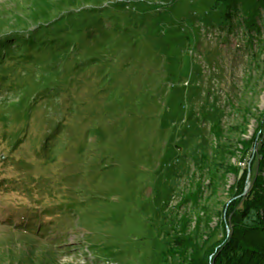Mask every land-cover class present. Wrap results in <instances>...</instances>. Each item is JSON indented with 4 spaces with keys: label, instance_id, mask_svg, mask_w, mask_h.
Returning <instances> with one entry per match:
<instances>
[{
    "label": "rangeland",
    "instance_id": "rangeland-1",
    "mask_svg": "<svg viewBox=\"0 0 264 264\" xmlns=\"http://www.w3.org/2000/svg\"><path fill=\"white\" fill-rule=\"evenodd\" d=\"M222 10L0 0V35L33 30L48 52L0 69V220L26 206L49 220L6 232L4 264H192L218 240L214 264L243 196L237 13Z\"/></svg>",
    "mask_w": 264,
    "mask_h": 264
},
{
    "label": "trees",
    "instance_id": "trees-1",
    "mask_svg": "<svg viewBox=\"0 0 264 264\" xmlns=\"http://www.w3.org/2000/svg\"><path fill=\"white\" fill-rule=\"evenodd\" d=\"M215 1L222 5L223 16L231 17L233 13H237L236 0ZM32 31L33 30L23 34L20 32L11 31L5 32L0 35V69L2 65H5L10 59L12 61L14 60L13 64H20L21 66H24L27 63L38 64L37 60H45L46 56H48V52L46 51V49L41 47V39H37L36 37H34ZM7 65L10 67H14L12 66L11 62ZM6 77L7 74L5 72L3 74H1L0 72V89L3 88L2 86L4 85L3 83L6 82ZM7 82L9 83V81ZM42 89H44V87L40 88V90ZM240 177L243 179L242 170H240ZM0 209H2L1 205ZM8 209H10L11 211L8 212L10 213L9 216H14L15 218H7L5 220H0V223H2L0 224V231L3 233V236L2 238H0V240H5L6 238L4 237V234L6 232V234H8V232L11 231H15L21 236L30 238H33V236H43L41 233L42 231H44L47 222L49 221L48 218H45L46 216H43L45 215L44 210H34L31 206H26L23 209H16L15 207ZM229 214H231V234L228 238L225 239L223 244L216 251V254L213 258L214 264H246L243 196L236 201L234 207H232V209L229 211L228 215ZM222 228L223 225L221 224V229H219L220 233L223 230ZM216 232H218V229L216 230ZM224 235H226V232ZM58 239L59 238H57V240ZM216 242H218V240L211 242L210 244L201 245V247L197 249V253L195 254L194 258L190 260V263L201 264V262L204 261L203 259L206 258L205 255L207 254V251L210 250L211 245ZM56 243L57 241H53V246H55ZM46 246L49 247L50 245ZM49 249L51 250V252H54L52 246L51 248L49 247ZM27 255V252L23 253V257L25 258V260L27 258ZM4 257L5 256H3L2 258ZM0 264H4V262L0 260ZM9 264H11V262H9ZM13 264L18 263L14 261Z\"/></svg>",
    "mask_w": 264,
    "mask_h": 264
}]
</instances>
